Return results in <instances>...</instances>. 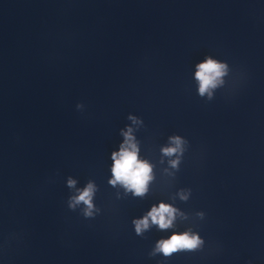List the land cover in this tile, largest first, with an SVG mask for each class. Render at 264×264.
<instances>
[{"label": "clouds", "instance_id": "9594fccd", "mask_svg": "<svg viewBox=\"0 0 264 264\" xmlns=\"http://www.w3.org/2000/svg\"><path fill=\"white\" fill-rule=\"evenodd\" d=\"M197 71L195 78L198 81V94L203 97L207 95L208 99L212 98L213 90L221 82L220 78L225 74L227 65L219 61L207 57L203 62L196 65ZM129 119L134 123H139L136 117L129 116ZM121 134L124 137L123 143L120 145L118 152L112 153V176L109 181L115 186L117 183L123 185L126 190L132 191L134 196L143 197L148 191V184L154 178L152 175V165L146 160H141L138 157L139 147L133 135V129L128 127L122 130ZM172 146L163 147L161 149L163 155L172 157L183 153L182 145L184 141L179 136L169 138ZM171 167L176 168L179 165V156L177 159L169 161ZM76 181L69 178L68 186L74 188ZM78 194L70 198L69 207L75 208L77 205L83 204L84 215L91 216L95 205L93 196L96 191V186L89 181L87 185L80 190ZM182 200H187L188 194L180 193ZM180 214L178 209L170 204L159 203L158 206H152L151 210L145 216L139 219H134L136 233L142 234L152 225H157L160 230H166L174 226L176 216ZM202 215V214H201ZM202 244L200 237L194 233L183 232L173 233L168 239H161L157 242L154 252H160L165 257L171 256L172 253L180 250H193Z\"/></svg>", "mask_w": 264, "mask_h": 264}]
</instances>
